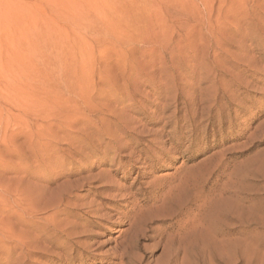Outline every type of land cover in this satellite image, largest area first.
I'll return each instance as SVG.
<instances>
[{"label":"rangeland","instance_id":"374dc122","mask_svg":"<svg viewBox=\"0 0 264 264\" xmlns=\"http://www.w3.org/2000/svg\"><path fill=\"white\" fill-rule=\"evenodd\" d=\"M0 264H264V0H0Z\"/></svg>","mask_w":264,"mask_h":264},{"label":"bare ground","instance_id":"6f19581e","mask_svg":"<svg viewBox=\"0 0 264 264\" xmlns=\"http://www.w3.org/2000/svg\"><path fill=\"white\" fill-rule=\"evenodd\" d=\"M215 96V95H214ZM208 100H210V99H208ZM207 102V101H206ZM207 114V113H206ZM204 115V114H203ZM164 196V195H163ZM175 208V207H174ZM157 212H158V210H157ZM66 223V222H65ZM147 225V224H146ZM50 227V226H49ZM52 228V227H51ZM59 231V230H58ZM57 231V232H58ZM63 231V230H62ZM60 232V231H59ZM58 232V233H59ZM135 232V231H134ZM128 233V232H127ZM133 233V232H132ZM132 233H131V235H132ZM63 234H65V233H63ZM69 234H70V232H69ZM71 234H72V232H71ZM143 234V233H142ZM129 236V235H128ZM70 237V235L68 236V238ZM73 237V236H72ZM71 237V238H72ZM82 237V236H81ZM187 237V236H186ZM78 238V237H77ZM131 238V237H130ZM71 240V239H70ZM72 240H74V239H72ZM184 240V239H183ZM126 241V240H125ZM72 242V241H71ZM74 242V241H73ZM82 243V245H84V243L83 242H81ZM125 244H127V243H125ZM41 245V244H40ZM78 245V244H77ZM80 245V244H79ZM185 246V245H184ZM77 247V246H76ZM123 247V246H122ZM133 247V246H132ZM79 248V247H78ZM89 248V247H88ZM171 248V247H170ZM125 249V248H124ZM124 249H122L123 251H124ZM174 249V248H173ZM121 250V251H122ZM175 250H176V248H175ZM129 252V251H128ZM176 252V251H175ZM71 253V252H70ZM172 253V252H171ZM186 253V252H185ZM126 253H125V251L123 252V253H121L119 256H118V259H120V260H124L125 258H126ZM146 256V255H145Z\"/></svg>","mask_w":264,"mask_h":264}]
</instances>
